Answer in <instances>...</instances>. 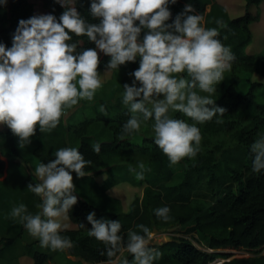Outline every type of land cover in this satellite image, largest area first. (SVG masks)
<instances>
[{"label":"clouds","instance_id":"obj_1","mask_svg":"<svg viewBox=\"0 0 264 264\" xmlns=\"http://www.w3.org/2000/svg\"><path fill=\"white\" fill-rule=\"evenodd\" d=\"M7 2L0 0V7ZM56 3L65 9L59 21L51 14L22 19L12 46L0 43V126L10 129L23 149L37 128L40 133L51 132L67 109L81 101H93L103 84L99 53L110 57L105 75L139 57V68L131 73L133 83L122 87V104L129 118L118 139L140 132L142 124L151 120L154 143L171 165L195 157L202 141L197 125L214 118L217 124L223 123L226 113L213 97L235 55L218 39V29L203 26V15L191 14L195 12L191 4L167 23L172 16L169 3L174 5L177 0H91L90 15L98 23H89L79 14L76 0ZM215 24L223 26V20L217 19ZM73 36L87 37L95 49L77 52L80 41L71 42ZM99 111L106 114L104 106ZM170 113H180L187 120L173 118ZM100 147L94 144L93 152L98 154ZM250 152L251 171L259 174L264 171V134L250 145ZM53 156L55 159L35 167L38 182L27 186L41 200L36 206L39 211L32 214L20 203L11 209L10 217L41 247L64 251L74 246L61 233L67 230L69 213L78 202L71 173L84 178L92 161L76 147L60 148ZM138 167L140 171H130L143 180L144 165ZM170 211L163 206L154 214L167 223ZM87 222L91 225L88 236L105 246L101 255L107 260L103 264H154L162 255L150 247L153 234L144 224L136 226L138 231L128 230L125 239L120 221L97 219L92 212ZM80 227L85 225L80 223ZM125 253L131 255V261L123 258Z\"/></svg>","mask_w":264,"mask_h":264},{"label":"trees","instance_id":"obj_2","mask_svg":"<svg viewBox=\"0 0 264 264\" xmlns=\"http://www.w3.org/2000/svg\"><path fill=\"white\" fill-rule=\"evenodd\" d=\"M241 1L245 10L235 18H230L216 0L169 3L172 16L167 23H172L185 6L191 4L195 9L191 14L203 15L206 28L216 27L218 39L235 55L231 70L225 73L224 81L218 85V96L214 98L216 106L226 109L221 118L223 123L217 124L214 118L197 125L202 135L200 151L193 158L181 160L182 171L177 184L168 185L174 178L173 167L153 138L142 139L140 145L130 142L135 133L123 141L118 139L123 123L129 118L126 110L112 118L84 119L75 125L64 123L61 118L51 132L40 133L37 128L31 143L25 146L37 165L55 159L53 153L64 147H76L86 160L92 161L85 169L88 175L84 178L71 173L75 177L73 194L78 202L70 211L68 222L74 229L61 233L73 242L74 246L66 250L70 257L86 264H103L107 260L106 255H101L104 244L88 236L91 225L87 215L95 212L97 219L120 221V234L125 239L128 230L138 231V224L148 226L151 231L178 227L177 239L157 247L162 255L154 264H264V171L259 174L251 171L253 154L250 152V145L258 135L264 134V103L255 102L256 90L261 87L264 91V54H244L251 41L249 25L257 21V15H251L248 9L264 0ZM90 3L91 0H76L74 6L87 22L98 23L90 15ZM41 8L45 15H54L57 21L65 10L56 0H41ZM32 16L33 5L29 0H8L0 7V43L10 48L19 21ZM217 19L223 20V26L215 24ZM143 35L144 30L141 40ZM77 41H80L77 52L95 49V44L87 37L73 36L71 42ZM99 57L98 71L104 73L109 57L103 53H99ZM241 73L246 77L241 79ZM253 75L261 83L250 82ZM112 78L110 76V80ZM240 83L245 84V92L240 91H244ZM172 116L187 120L180 113ZM96 143L101 146L98 154L92 150ZM21 150L18 138L6 126H1L0 260L3 261L14 257L15 245L25 229L10 217L11 209L23 203L35 214L39 211L37 204L41 203L39 197L27 190L28 184L37 183L32 176L35 167L22 157ZM141 163L145 166L144 179L137 180L130 169H136ZM97 177L102 181L97 182ZM120 184L144 185L141 197L132 198L126 211H122L119 200L107 193ZM163 206L171 210L167 223L154 214L155 209ZM80 223L85 227L81 228ZM37 242L35 239L28 244L26 255L30 264H45L48 257L34 249ZM223 250L248 256L229 258L228 254L220 252ZM125 258L132 260L128 253Z\"/></svg>","mask_w":264,"mask_h":264},{"label":"rangeland","instance_id":"obj_3","mask_svg":"<svg viewBox=\"0 0 264 264\" xmlns=\"http://www.w3.org/2000/svg\"><path fill=\"white\" fill-rule=\"evenodd\" d=\"M216 1L218 2V4H220L222 7H224L227 10L230 18H235V17L242 15L245 10L244 3L241 0H216ZM29 2L33 5L34 16L45 15L44 10L41 8V0H29ZM248 12L251 15H257V21L249 25V31L251 33V41L249 45L244 49V54H250V55L264 54V1H262L257 7L249 8ZM138 58L139 57H137V59ZM133 63H136V61L128 62L125 65L120 66L119 70H113L110 74H107V75H105L104 73H101L103 84H102V87L97 90L93 101L91 102L86 101V100L81 101L76 107L73 108V110L75 109L74 110L75 113L71 115V117L67 120L66 123L69 125H75L84 119H92L95 117L112 118L114 117V115L120 112H123L125 110L128 112V110L122 104V93H123L122 87L124 84L131 85L135 79V77L132 76L131 73H133L135 70L139 68L140 62H137L134 66H132L131 64ZM110 76L113 77L112 80L109 79ZM240 77L241 79H243L246 77V75L241 73ZM254 81L261 83V81L258 80V77L253 75L250 78V82L254 83ZM136 86L139 87L140 85L137 83ZM240 86L244 87V91L243 89L240 91L245 92L246 91L245 84L244 86L243 84H241ZM236 89H237V86H236ZM201 94L206 95L204 93H201ZM217 96H218V86H217V93L213 98H216ZM255 102L259 104L264 103V91L262 90L261 87H259L255 92ZM101 106L105 107L106 114L101 113L99 111V108ZM66 115L67 114H65L64 117ZM170 115L172 116L173 113H170ZM152 123L153 121L150 120L146 122L145 124H142L140 132L135 133L130 138V142L140 145L141 140L144 138L154 139V134L152 132ZM21 155L29 162L32 168L37 166V162L31 156L29 148H23L21 150ZM172 167H173V177L174 178L168 183V185L177 184L180 181V177H181V171H182L181 161L175 165H172ZM136 169L139 170V167H136ZM149 174L150 173L148 172L147 175ZM32 176L34 180L38 182L37 178L34 175V170H33ZM134 176L136 179L135 174ZM74 180H75V177L73 176V182ZM143 187L144 185H141L140 187H135L129 184H120V185L115 186L111 190H109L107 193L111 197H114L117 200H119L121 204V209L123 211H126L132 198L141 197ZM68 227H70V225ZM177 229L178 227H172V228H167V229H157L155 232H152L153 235L151 238L150 247H154L157 249L159 245L165 242H168L170 239H177L179 236V234L177 233ZM24 230H25V233H27L26 232L27 230L26 229ZM26 235L28 236V234H25V238L27 237ZM202 243L203 245H206L203 241ZM28 244L25 245L26 246L25 250L23 249L20 250L21 259L25 258ZM195 247L198 249H201L197 244H195ZM47 250L50 252H48ZM46 252L47 254L50 255V259L45 264H86L79 259L70 257L66 253V250L53 251L50 248H46ZM220 252L224 254H228L229 258H239V257L248 256L243 253L230 252L229 250H223ZM123 258H125V254ZM16 263L22 264L23 261L20 260V261H17Z\"/></svg>","mask_w":264,"mask_h":264},{"label":"crops","instance_id":"obj_4","mask_svg":"<svg viewBox=\"0 0 264 264\" xmlns=\"http://www.w3.org/2000/svg\"><path fill=\"white\" fill-rule=\"evenodd\" d=\"M101 74V73H100ZM109 79H110V77H109ZM75 110V109H74ZM73 109L72 110H70V111H68V112H65V114H67L65 117L63 116L62 118H63V121H65V122H67V120L71 117V115L73 114V113H75V111H74ZM64 114V115H65ZM97 182H101L102 181V178L101 177H97L96 179H95ZM75 181V180H74ZM123 211V210H122ZM68 222V221H67ZM68 225H70V227H68L67 228V230H71V229H74V225H72V224H70L69 222H68ZM27 232V231H26ZM25 234H28V236L25 238ZM35 240V238H33L28 232L27 233H25V230H23V233H22V238L17 242V244L15 245V250H14V257L10 260V261H3V260H0V263L1 264H18V263H16L17 261H20V260H22L23 261V263L22 264H30V259L28 258V256L27 255H25V258H23V259H21L20 258V250L21 249H23V250H25V248H26V244H28V243H32L33 241ZM26 241H28V242H26ZM34 249L35 250H37L38 252H40V253H44L45 255H47V257H48V261H49V259H50V255L49 254H47V252H46V248H43V247H41L40 246V243L39 242H37L36 244H34ZM48 251V250H47ZM48 252H50V251H48ZM76 259V258H75Z\"/></svg>","mask_w":264,"mask_h":264},{"label":"water","instance_id":"obj_5","mask_svg":"<svg viewBox=\"0 0 264 264\" xmlns=\"http://www.w3.org/2000/svg\"><path fill=\"white\" fill-rule=\"evenodd\" d=\"M152 232H155V230L153 229Z\"/></svg>","mask_w":264,"mask_h":264}]
</instances>
